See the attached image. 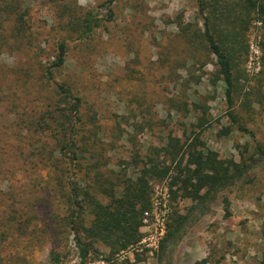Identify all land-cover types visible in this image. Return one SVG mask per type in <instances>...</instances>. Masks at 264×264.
Wrapping results in <instances>:
<instances>
[{
  "label": "rangeland",
  "instance_id": "1",
  "mask_svg": "<svg viewBox=\"0 0 264 264\" xmlns=\"http://www.w3.org/2000/svg\"><path fill=\"white\" fill-rule=\"evenodd\" d=\"M108 1L65 0L76 8V16ZM207 1L227 7L236 5L235 0ZM200 4L199 0H119L113 5L115 21L81 40L74 24H68L69 16L59 17L57 4L31 0L26 5L31 12L33 43L0 59L8 68L28 70V93L33 104L39 105L51 96L54 87L45 69L56 55L58 44L67 40V63L55 76L83 97L86 128L98 136L102 132L99 139L116 137V123L123 122L118 149L106 153L110 159L106 171L112 177L115 172L135 178L137 170H128L121 161L128 160L131 151H143L145 155L171 132L193 139L204 116L202 125L206 126L201 138L207 148L221 159L245 160L252 165L245 182L238 181L203 203L174 200L169 181L155 182L154 207L148 227L141 229V243L114 258L113 264H134L137 259L143 260L138 264H175L189 254L198 259L204 253L210 264H263L264 158L255 153L257 147L264 146V103L255 102L249 109L246 100L250 90V98L256 99L258 85H264V29L252 15L251 29L238 46L241 90L236 109L241 124L252 132L244 134L226 115L223 83H213V57L202 54L200 44H193L203 29ZM228 131L230 134L225 135ZM178 216L187 217L184 229L170 236L169 227ZM99 248L108 253L105 246ZM52 249L69 253L64 264H79L69 243L37 248L30 264H49L47 256ZM87 264L107 263L101 256H92Z\"/></svg>",
  "mask_w": 264,
  "mask_h": 264
},
{
  "label": "trees",
  "instance_id": "2",
  "mask_svg": "<svg viewBox=\"0 0 264 264\" xmlns=\"http://www.w3.org/2000/svg\"><path fill=\"white\" fill-rule=\"evenodd\" d=\"M28 1L0 0V59L33 43ZM47 1L58 5L60 18L69 16L68 24H74L79 38L85 40L101 31L105 23L115 21L113 5L119 0L92 7L83 16H76V8L65 0ZM199 1L203 29L193 44H200L201 53L213 57V83L224 85L230 122L240 132L252 134L241 124L236 109L241 90L237 57L241 38L251 29L252 15L264 29V0H235L234 7ZM262 48L264 60V41ZM68 49L67 40L61 41L45 69L54 87L39 105L33 104L28 93V70L8 68L0 60V264H30L37 248L68 243L79 264H87L92 256L113 264L114 258L141 243L145 214L154 207L155 182L169 181L174 200L203 203L234 183L245 182L252 168L245 160L221 159L207 148L201 138L204 116L193 139L171 132L145 155L131 151L129 159L121 161L128 170H137L135 178L115 172L113 177L108 175L106 153L118 149L123 122L116 123V137L99 139L102 132L98 136L86 128L83 97L55 76L66 66ZM257 91V101L250 98L251 90L248 93L247 108L252 109L255 102L263 105L264 85H258ZM255 154L264 158V146L257 147ZM186 220L176 217L169 227L170 236L183 230ZM99 245L108 253H102ZM68 256L52 249L47 261L64 264ZM140 262L143 260L137 259L134 264ZM196 264L210 262L206 258Z\"/></svg>",
  "mask_w": 264,
  "mask_h": 264
},
{
  "label": "crops",
  "instance_id": "3",
  "mask_svg": "<svg viewBox=\"0 0 264 264\" xmlns=\"http://www.w3.org/2000/svg\"><path fill=\"white\" fill-rule=\"evenodd\" d=\"M204 259H206L205 253L203 254V256L201 258H198V259L192 257V254H189V256L187 258H181L175 264H196L198 261H201Z\"/></svg>",
  "mask_w": 264,
  "mask_h": 264
},
{
  "label": "built area",
  "instance_id": "4",
  "mask_svg": "<svg viewBox=\"0 0 264 264\" xmlns=\"http://www.w3.org/2000/svg\"><path fill=\"white\" fill-rule=\"evenodd\" d=\"M150 219H151L150 213H146L145 214V219H144V225H145V227H148V223H149ZM162 232H163V234L165 233V228L162 230ZM153 237H154V235L152 236V238Z\"/></svg>",
  "mask_w": 264,
  "mask_h": 264
}]
</instances>
